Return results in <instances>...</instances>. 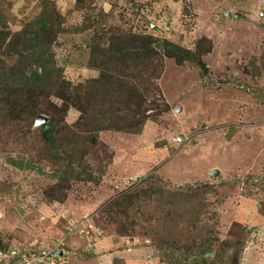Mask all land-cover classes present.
<instances>
[{
  "label": "rangeland",
  "instance_id": "374dc122",
  "mask_svg": "<svg viewBox=\"0 0 264 264\" xmlns=\"http://www.w3.org/2000/svg\"><path fill=\"white\" fill-rule=\"evenodd\" d=\"M41 14L60 17L56 83L0 93V264H264V0H0V32ZM123 35L156 54L129 58L106 120L82 115L66 96L93 87L94 49ZM0 67L22 66L2 55Z\"/></svg>",
  "mask_w": 264,
  "mask_h": 264
},
{
  "label": "trees",
  "instance_id": "16d2710c",
  "mask_svg": "<svg viewBox=\"0 0 264 264\" xmlns=\"http://www.w3.org/2000/svg\"><path fill=\"white\" fill-rule=\"evenodd\" d=\"M60 25L61 24L59 16H51V18L48 19V17L41 14V16L36 18L34 21L27 23L17 33L10 35V33L4 34L3 32H0V57L2 55L14 56L16 57L17 64L22 66L20 68L17 67L9 70H6L5 68L1 69L0 67V89H3V91H0V93L4 92V89H6L7 94L3 95L4 101L3 99H0V102H5V100L7 99L10 100L11 97L15 95V93L21 91L25 87L34 89L37 86L41 87L45 85L47 82L56 83L55 80L52 81V78L56 75L57 71H54L51 68L50 59L49 57H46V55L50 47L48 36L49 32H54V29L56 28L59 29ZM150 40L151 39L148 37L123 35L121 37H118L117 41H111L106 48L94 49V53H98L97 55H95V57L90 58L88 65L90 68L98 70L99 76L98 78L91 80L93 87H89L91 88L89 90L84 89L83 94L79 89L80 87L75 88L73 93L66 96V98H68L69 101L71 100L72 103H74V105H76V107L80 109L79 111L82 115L90 116L94 109L98 108L100 119L106 120L103 118L104 114L102 111L104 110L103 108L105 107V105H107V101L109 102V104L111 103V101L108 100L109 98L107 99V94H111V92L117 88L120 91H122L123 88H126V85L124 83L127 81V73H130L128 62L129 58H136L137 60H140V57H148L149 55L154 56L156 54L155 50L152 47L153 44L150 42ZM163 48L166 50H170L173 48L175 50L176 56H178V60L187 62H190L192 60L190 56L186 55L183 50L174 48L168 43H165L163 45ZM140 62L145 63V59L140 60ZM34 66L38 67V69H40V72H37V69H33L32 67ZM124 78L126 80H123ZM66 90L67 92L70 91L68 86ZM59 93L60 94L58 95L63 96L62 92ZM91 99H94L96 101L95 105H92L93 103ZM113 104L114 102L112 103V105ZM13 105L14 107L12 106V108L17 111V114L26 115V118L36 120L37 114L34 111H27V109L21 106V102L13 103ZM153 106H155V104H153ZM6 108H9V104H7ZM126 110H128L129 112L127 116H132L130 121H133L136 124V121L134 120L137 119V115H132L133 112L131 111L130 107H126ZM113 115L114 116L107 119V124L106 126L104 125V127L108 128L109 126L111 127V125H113V123L110 121H115V119L117 118L115 114ZM144 119L145 117L141 116L139 122L137 120V125H139L140 123L142 125ZM93 121V118H91V122ZM95 123L96 120L94 121V125ZM41 127L43 129V134L46 137L47 144L50 145L52 151L57 152L59 150V147L57 141L54 140L55 138L52 135V124L48 122ZM116 127L117 126H115L114 129L118 130ZM18 165V167H21V163H18ZM65 179L71 180L74 179V176L70 174ZM117 204L119 205L121 203L118 202L116 203V205ZM237 250L235 248L236 253H238ZM183 254L184 252H180L179 255ZM168 257H170V255H168ZM210 257L213 258L210 252H204L201 255V260H204L205 262ZM184 258L185 257L182 256V262ZM219 261L221 260L216 255L214 257V262L217 264L219 263Z\"/></svg>",
  "mask_w": 264,
  "mask_h": 264
},
{
  "label": "water",
  "instance_id": "95a60500",
  "mask_svg": "<svg viewBox=\"0 0 264 264\" xmlns=\"http://www.w3.org/2000/svg\"><path fill=\"white\" fill-rule=\"evenodd\" d=\"M156 47L159 48L158 44H156ZM46 121H47V119L44 118L43 116H37L34 125H35V127H39L41 124L45 123ZM216 175H218L217 171L211 172V176L215 177ZM58 255H61V253H59Z\"/></svg>",
  "mask_w": 264,
  "mask_h": 264
},
{
  "label": "crops",
  "instance_id": "0c3cea01",
  "mask_svg": "<svg viewBox=\"0 0 264 264\" xmlns=\"http://www.w3.org/2000/svg\"><path fill=\"white\" fill-rule=\"evenodd\" d=\"M65 239V237L63 238V240ZM104 239V238H103ZM98 242H100V240H98L96 243L98 244ZM96 244H92L91 245V248H94V246H95ZM99 252H101V251H99ZM98 252V253H99ZM98 253H97V256H98ZM71 254V252H69L68 253V257H66L67 258V263H68V261H70V257H69V255ZM42 256H44L43 257V259H49L51 256H52V254L47 250V249H44L43 251H42ZM52 258V257H51ZM100 259V257L98 258V260ZM113 259V258H112ZM73 263V262H72Z\"/></svg>",
  "mask_w": 264,
  "mask_h": 264
},
{
  "label": "built area",
  "instance_id": "2783aa9c",
  "mask_svg": "<svg viewBox=\"0 0 264 264\" xmlns=\"http://www.w3.org/2000/svg\"><path fill=\"white\" fill-rule=\"evenodd\" d=\"M42 259H43V257H39V258H38V261H41Z\"/></svg>",
  "mask_w": 264,
  "mask_h": 264
}]
</instances>
